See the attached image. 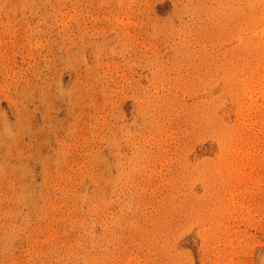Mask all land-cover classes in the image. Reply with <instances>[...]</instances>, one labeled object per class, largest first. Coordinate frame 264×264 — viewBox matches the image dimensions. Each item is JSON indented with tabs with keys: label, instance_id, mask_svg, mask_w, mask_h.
<instances>
[{
	"label": "rangeland",
	"instance_id": "1",
	"mask_svg": "<svg viewBox=\"0 0 264 264\" xmlns=\"http://www.w3.org/2000/svg\"><path fill=\"white\" fill-rule=\"evenodd\" d=\"M0 264H264V0H0Z\"/></svg>",
	"mask_w": 264,
	"mask_h": 264
},
{
	"label": "bare ground",
	"instance_id": "2",
	"mask_svg": "<svg viewBox=\"0 0 264 264\" xmlns=\"http://www.w3.org/2000/svg\"><path fill=\"white\" fill-rule=\"evenodd\" d=\"M251 101V100H250ZM255 101V100H254Z\"/></svg>",
	"mask_w": 264,
	"mask_h": 264
}]
</instances>
